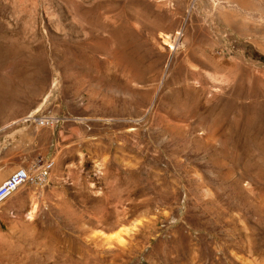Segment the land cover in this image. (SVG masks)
<instances>
[{
  "label": "rangeland",
  "instance_id": "rangeland-1",
  "mask_svg": "<svg viewBox=\"0 0 264 264\" xmlns=\"http://www.w3.org/2000/svg\"><path fill=\"white\" fill-rule=\"evenodd\" d=\"M0 264H264V0H0Z\"/></svg>",
  "mask_w": 264,
  "mask_h": 264
},
{
  "label": "built area",
  "instance_id": "built-area-1",
  "mask_svg": "<svg viewBox=\"0 0 264 264\" xmlns=\"http://www.w3.org/2000/svg\"><path fill=\"white\" fill-rule=\"evenodd\" d=\"M28 179L23 170L15 171L3 183L0 184V203L14 193L19 186L23 185Z\"/></svg>",
  "mask_w": 264,
  "mask_h": 264
},
{
  "label": "bare ground",
  "instance_id": "bare-ground-1",
  "mask_svg": "<svg viewBox=\"0 0 264 264\" xmlns=\"http://www.w3.org/2000/svg\"><path fill=\"white\" fill-rule=\"evenodd\" d=\"M21 187H22V186H19V188H21ZM19 188H18V189H19ZM16 191H17V190H16ZM16 191H15V192H16ZM15 192H14V193H15Z\"/></svg>",
  "mask_w": 264,
  "mask_h": 264
}]
</instances>
